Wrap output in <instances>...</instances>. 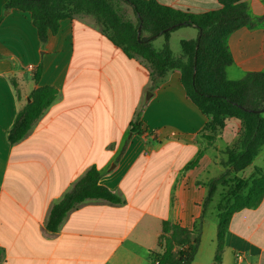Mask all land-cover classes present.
<instances>
[{
    "label": "crops",
    "instance_id": "0c3cea01",
    "mask_svg": "<svg viewBox=\"0 0 264 264\" xmlns=\"http://www.w3.org/2000/svg\"><path fill=\"white\" fill-rule=\"evenodd\" d=\"M7 1L0 0V264H152L164 220L191 229L202 215L204 183L222 150L240 140L242 123L228 131L226 118L224 126L210 127L212 117L189 98L180 70L153 85L152 64L128 57L94 17L61 20L42 45L31 14L6 9ZM157 1L192 13L220 8L218 0ZM246 1L252 17L264 14V0ZM186 29L180 48L199 35ZM163 44L164 38L155 49ZM227 45L229 79L264 71V23L237 29ZM38 86L58 95L11 144L8 130ZM136 120L142 134L131 131ZM92 166L121 202L86 200L49 231L51 208ZM213 205L191 264H264V197L234 213L218 261Z\"/></svg>",
    "mask_w": 264,
    "mask_h": 264
},
{
    "label": "trees",
    "instance_id": "16d2710c",
    "mask_svg": "<svg viewBox=\"0 0 264 264\" xmlns=\"http://www.w3.org/2000/svg\"><path fill=\"white\" fill-rule=\"evenodd\" d=\"M130 6L136 23L126 19L110 0H8L6 9H19L31 14L42 45L51 33L59 30L60 22L77 15L94 17L104 26L108 38L128 57L139 56L149 61L156 80L171 69L181 72V82L189 98L205 114L212 117L209 126L222 127L226 118L242 123V135L234 147H227L221 159L225 168L219 178L204 184L207 196L202 215L189 229L169 220L162 222L158 244L160 251L153 252V264H191L199 248L203 218L213 200L216 183L232 173L230 203L218 204L217 253L220 259L225 233L235 212L257 206L264 197V71L247 72L242 78L231 80L226 69L233 63L227 45L231 33L242 27L255 28L264 23V14L252 17L246 0H218L220 8L192 13L157 0H121ZM190 26L198 29L196 40L181 42L182 57L175 58L169 45L173 31ZM138 28L141 29L138 34ZM144 33L147 36H144ZM164 38L163 47L155 49L153 41ZM40 64L34 69L33 79L39 81ZM58 90L52 86H38L29 101L19 110L8 130L11 144L21 140L45 109L56 99ZM131 131L142 134V124L136 120ZM198 160L188 167L197 165ZM101 174L92 166L50 210L47 229L57 231L66 213L86 200H104L112 204L121 198L102 185ZM228 179V178H227ZM226 179V180H227ZM1 260V252H0Z\"/></svg>",
    "mask_w": 264,
    "mask_h": 264
},
{
    "label": "rangeland",
    "instance_id": "374dc122",
    "mask_svg": "<svg viewBox=\"0 0 264 264\" xmlns=\"http://www.w3.org/2000/svg\"><path fill=\"white\" fill-rule=\"evenodd\" d=\"M110 1L119 10V12L123 15L124 18L132 21L133 23H136L135 15H134L133 10L130 6L126 5L121 0H110ZM186 27L188 28L190 26H185L184 29H180V30L181 31L182 30H191V29H186ZM181 31H178V33H174V34L171 33V37H170V48L173 52V55L176 57L181 55L180 41H181V39H183V37H185L183 35V33H180ZM144 36H147V34L144 33ZM162 42H163V38L158 37L153 41V45L155 48L159 49L162 46ZM263 116H264V113H263ZM226 122H227L228 131L231 129V127H237L238 128V126L240 125V121L238 119H235V118H230ZM233 135H234V133H233ZM223 151L224 150H222V152ZM226 158L227 157L225 154H220V156H217V160L215 161V165H216L215 166L216 172H214L215 175L209 177V179L207 181H209L212 178H219L224 173L225 168L221 164V159H226ZM232 176H233L232 173H230V175L228 177L226 176V177H224L223 180H221V182L216 183L217 184L216 185V191H215V194H214L213 200H212V202H214L213 206L215 208L217 207L218 204L226 205V204L230 203L231 197L229 195V190H230L231 177Z\"/></svg>",
    "mask_w": 264,
    "mask_h": 264
},
{
    "label": "built area",
    "instance_id": "2783aa9c",
    "mask_svg": "<svg viewBox=\"0 0 264 264\" xmlns=\"http://www.w3.org/2000/svg\"><path fill=\"white\" fill-rule=\"evenodd\" d=\"M241 257H242V253H238L237 258H241Z\"/></svg>",
    "mask_w": 264,
    "mask_h": 264
},
{
    "label": "water",
    "instance_id": "95a60500",
    "mask_svg": "<svg viewBox=\"0 0 264 264\" xmlns=\"http://www.w3.org/2000/svg\"><path fill=\"white\" fill-rule=\"evenodd\" d=\"M140 32H141V29H140V28H138V34H140Z\"/></svg>",
    "mask_w": 264,
    "mask_h": 264
}]
</instances>
